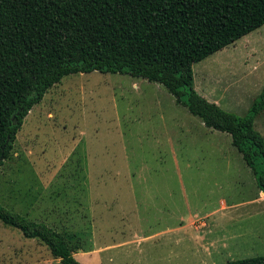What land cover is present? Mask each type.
<instances>
[{"label": "rangeland", "instance_id": "374dc122", "mask_svg": "<svg viewBox=\"0 0 264 264\" xmlns=\"http://www.w3.org/2000/svg\"><path fill=\"white\" fill-rule=\"evenodd\" d=\"M192 70L201 97L243 117L264 85V25ZM254 129L264 138V115ZM260 193L228 134L162 85L96 71L51 87L0 167V205L63 234L80 264L264 256ZM0 264L60 262L0 223Z\"/></svg>", "mask_w": 264, "mask_h": 264}, {"label": "trees", "instance_id": "16d2710c", "mask_svg": "<svg viewBox=\"0 0 264 264\" xmlns=\"http://www.w3.org/2000/svg\"><path fill=\"white\" fill-rule=\"evenodd\" d=\"M264 25V0H0V167L29 111L73 74L162 85L211 130L228 134L264 194V85L239 117L194 90L192 66ZM0 223L80 264L63 234L0 205ZM225 264H264V256Z\"/></svg>", "mask_w": 264, "mask_h": 264}, {"label": "crops", "instance_id": "0c3cea01", "mask_svg": "<svg viewBox=\"0 0 264 264\" xmlns=\"http://www.w3.org/2000/svg\"><path fill=\"white\" fill-rule=\"evenodd\" d=\"M259 192H260V190H259ZM260 196H261V198H262V199H264V195H263V193H262V192L260 193ZM221 207H222V208H224V207H225V205H224V204H221Z\"/></svg>", "mask_w": 264, "mask_h": 264}]
</instances>
